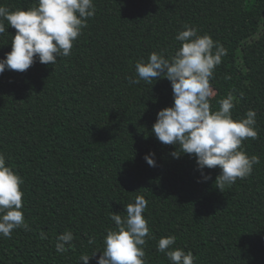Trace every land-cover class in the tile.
Segmentation results:
<instances>
[{
  "label": "trees",
  "instance_id": "16d2710c",
  "mask_svg": "<svg viewBox=\"0 0 264 264\" xmlns=\"http://www.w3.org/2000/svg\"><path fill=\"white\" fill-rule=\"evenodd\" d=\"M38 0H0L10 11ZM95 15L57 63L36 60L25 72L0 74V153L23 179V227L0 236V264H96L103 240L115 229L110 215L143 195L153 239L144 246L147 264H170L157 251L162 237L171 249L191 251L194 264H264V0H93ZM0 35V59L11 51L16 30ZM188 25L227 49L210 85L212 111L233 94L234 120L256 111L258 138L241 150L260 163L223 192L219 167L196 158H173L152 132L157 113L174 103L171 82L138 78L135 65L152 52L170 58ZM230 76V79H225ZM241 94H243L241 96ZM155 153L156 166L144 156ZM71 231L73 248L56 251L57 236ZM44 232L46 239H41ZM92 240L93 243H89Z\"/></svg>",
  "mask_w": 264,
  "mask_h": 264
},
{
  "label": "clouds",
  "instance_id": "9594fccd",
  "mask_svg": "<svg viewBox=\"0 0 264 264\" xmlns=\"http://www.w3.org/2000/svg\"><path fill=\"white\" fill-rule=\"evenodd\" d=\"M95 11L93 0H38L36 7L15 11L0 5V35L8 29L5 22L16 30L11 39V51L0 59V74L6 69L23 73L37 59L42 64L55 65L57 57H68L73 42ZM184 28L175 36V40L181 42L175 54L165 58L163 53L152 52L147 62L136 63L138 78L129 77V83L138 84L143 80L151 84L158 77L171 82L174 103L157 113L152 132L163 144L176 147L177 150L171 153L173 158L178 159L182 154L195 157L204 182L211 179L204 169L219 167L221 171L215 187L223 192L237 179L247 178L253 166L260 163L258 156L249 157L241 150L244 140L258 138L257 114L249 109L245 118L234 120L232 93L219 100V109L212 111L210 98L214 90L210 80L222 57L227 55V49L210 35H198L194 27L185 25ZM144 159L149 166H156L155 153L146 154ZM22 184V177L6 165L5 155L0 153V236L5 238H11L14 229H28L21 211ZM147 205L145 197L137 195L134 203L125 206L123 218L114 212L110 215L116 228L107 231L104 249L96 264H147L144 246L147 240L153 239L143 215ZM40 235L41 239L47 238L44 232ZM56 239L58 253L74 247L71 231ZM175 242V236L162 237L157 242V251L164 253L170 264H194L191 251L171 249ZM98 252L101 251L81 254L80 261L89 264Z\"/></svg>",
  "mask_w": 264,
  "mask_h": 264
}]
</instances>
